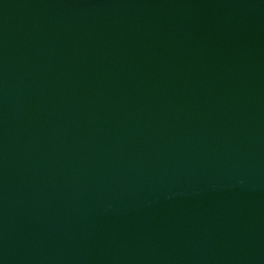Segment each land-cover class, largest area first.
I'll return each instance as SVG.
<instances>
[{
  "label": "water",
  "instance_id": "95a60500",
  "mask_svg": "<svg viewBox=\"0 0 264 264\" xmlns=\"http://www.w3.org/2000/svg\"><path fill=\"white\" fill-rule=\"evenodd\" d=\"M0 264H264V0H0Z\"/></svg>",
  "mask_w": 264,
  "mask_h": 264
}]
</instances>
